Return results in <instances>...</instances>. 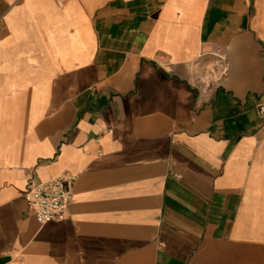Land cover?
<instances>
[{
  "label": "crops",
  "instance_id": "crops-1",
  "mask_svg": "<svg viewBox=\"0 0 264 264\" xmlns=\"http://www.w3.org/2000/svg\"><path fill=\"white\" fill-rule=\"evenodd\" d=\"M0 7V264H264V0Z\"/></svg>",
  "mask_w": 264,
  "mask_h": 264
},
{
  "label": "built area",
  "instance_id": "built-area-1",
  "mask_svg": "<svg viewBox=\"0 0 264 264\" xmlns=\"http://www.w3.org/2000/svg\"><path fill=\"white\" fill-rule=\"evenodd\" d=\"M60 7H64L69 0H56ZM4 12L0 7V26L3 23ZM259 114L264 118V102L258 108ZM74 177L59 176L45 183L31 181L25 197L34 211L38 222L44 225L51 221H62L68 213L74 200Z\"/></svg>",
  "mask_w": 264,
  "mask_h": 264
}]
</instances>
